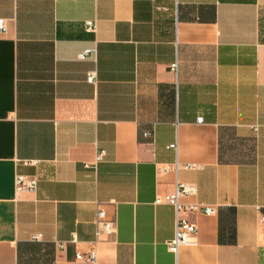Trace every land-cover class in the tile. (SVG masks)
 Segmentation results:
<instances>
[{"label":"crops","instance_id":"obj_1","mask_svg":"<svg viewBox=\"0 0 264 264\" xmlns=\"http://www.w3.org/2000/svg\"><path fill=\"white\" fill-rule=\"evenodd\" d=\"M0 19V264H91L99 210L117 234L95 264H264V0H0ZM177 183L217 212L176 256L157 198Z\"/></svg>","mask_w":264,"mask_h":264},{"label":"built area","instance_id":"obj_2","mask_svg":"<svg viewBox=\"0 0 264 264\" xmlns=\"http://www.w3.org/2000/svg\"><path fill=\"white\" fill-rule=\"evenodd\" d=\"M87 31L94 32L96 30V24L93 22L86 23ZM8 30L7 22L5 19H0V33H6ZM92 51H85L79 56L81 60L89 58ZM171 71L175 74L178 73V62L170 66ZM96 77L94 74H90L87 78L88 83H95ZM199 123L202 120L198 121ZM179 169L178 165H175L174 171ZM186 169L192 170L194 166H188ZM168 171L164 169L163 172ZM37 189V181L34 178H28L25 176H17L16 178V190L20 192H35ZM196 194L194 186L188 184L177 183L174 191L165 197H158L157 204L166 203L173 206L175 211V233L171 241L168 242V248L170 252L178 255L181 248L192 244L193 237L196 235L197 228L188 219L189 215L200 214L204 216H213L216 214L217 209L214 206L206 205L203 203H191L183 204L181 200L188 198ZM261 221L264 222V211L261 216ZM96 234L95 240L91 243V248L87 253H77L76 260L82 263L95 264L97 262V246L117 234L116 222L108 220L106 213L99 210L96 217ZM103 237L105 239H103ZM70 244L77 245L79 243L76 234H73L69 240ZM64 243L59 244V248H64Z\"/></svg>","mask_w":264,"mask_h":264}]
</instances>
